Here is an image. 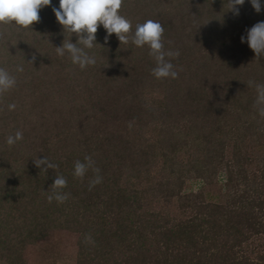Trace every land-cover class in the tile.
Instances as JSON below:
<instances>
[{"label":"trees","instance_id":"16d2710c","mask_svg":"<svg viewBox=\"0 0 264 264\" xmlns=\"http://www.w3.org/2000/svg\"><path fill=\"white\" fill-rule=\"evenodd\" d=\"M230 7V0H122L118 11L131 20L130 34L148 19L163 25L164 49L179 51L166 57L175 79L153 75L148 45L121 43L115 33L105 41L102 25L95 43L102 51L81 69L67 52L57 54L66 41L56 33L37 51L35 43L23 47L25 37L13 39L20 26L0 23V67L16 79L0 93L1 263L26 264L27 244L55 228L77 235L75 264H264V104L257 103L256 88L264 85V55L256 57L240 39L264 21V3L257 12L245 0L239 15ZM41 13L30 26L35 36L55 16ZM5 26L8 37L2 36ZM7 42L19 48L18 56L1 55ZM109 51L119 61L101 60ZM84 71L98 78L86 92L79 83ZM52 79L54 95L42 89ZM143 84L162 88L163 99L153 92L148 101L137 91ZM93 90L101 97L95 108L57 111L60 105L51 103L62 99L58 92L71 103ZM45 106L52 107L50 122L36 116ZM121 117L119 132L102 129L109 118ZM151 121H161L160 134L141 139ZM17 130L23 139L8 145ZM43 156L57 167L40 170L34 161ZM86 156L93 167L74 176V163ZM94 168L102 181L90 186ZM57 175L67 180L59 191L69 195L49 202Z\"/></svg>","mask_w":264,"mask_h":264},{"label":"clouds","instance_id":"9594fccd","mask_svg":"<svg viewBox=\"0 0 264 264\" xmlns=\"http://www.w3.org/2000/svg\"><path fill=\"white\" fill-rule=\"evenodd\" d=\"M245 0H230V10L234 15H239V5H243ZM255 11L261 10L264 0H250ZM51 4V0H0V23H15L20 27H30L33 22H38L39 10L43 6ZM122 6V0H59V7H53V12L57 22L63 26L64 31L75 33L78 37L73 43L71 39L61 46L56 47L58 55L63 56L65 52L70 55L73 64L79 65L81 69L94 65L96 58L90 55L85 49H92L97 43L96 33L98 26H103L107 35L105 41L111 34L115 33L118 40L122 43L131 42L137 47L148 45L149 54L155 58L156 66L152 73L156 78L175 79L178 72L170 59L166 57H178L179 51H166L162 36L164 27L158 20L148 19L143 23L136 25L134 34H130L132 22L118 11ZM241 42H247L249 48L253 50L255 56L264 55V21H259L246 30V35H241ZM82 45L83 47H81ZM35 59V57H33ZM17 71H23L22 66L17 67ZM16 79L5 68L0 67V93H3L13 87ZM257 103L264 104V85L257 84ZM9 109H14L15 104H10ZM259 114L264 116V107L259 109ZM23 139V133L19 130L14 135L6 138L8 145H13ZM40 170L47 171L55 169L56 164L48 160L47 157L37 158L34 161ZM94 161L90 156L85 157V161L77 160L74 163L73 175L84 177L90 167H93ZM97 173L90 182L94 186L102 181L99 168H94ZM67 180L63 175H57L52 183L53 192L47 196L49 202L55 199L57 202H63L68 198V193L59 191L65 188ZM91 240V237H86Z\"/></svg>","mask_w":264,"mask_h":264},{"label":"rangeland","instance_id":"374dc122","mask_svg":"<svg viewBox=\"0 0 264 264\" xmlns=\"http://www.w3.org/2000/svg\"><path fill=\"white\" fill-rule=\"evenodd\" d=\"M147 4H149V2H147ZM145 6V4L141 5V7L143 8ZM53 7L58 8L59 7V0H51V4L48 6H43L40 8L39 12L41 13V17H44L43 15L47 14L46 16L51 18V16H49V14L54 13L53 12ZM165 8L170 9V6H165ZM45 18V17H44ZM54 18H56L55 16L52 18L53 22L56 20H54ZM45 21V20H44ZM43 21V22H44ZM50 20H48V22L46 21V26L42 27L40 29V33L39 35L35 36V30L34 28H30V27H18L15 28V35L13 34V39H17L20 40L24 38L23 40V44L24 41L27 42V45L23 47H29L31 46L33 43L36 44V50L38 51V48L40 47V45L42 43H46L48 40H54V34L56 33L59 38L60 41H66L68 42L69 39L73 40V39H78L77 35L75 33H71L68 31H64V28L62 25L58 24V27H53V23ZM57 22V20H56ZM58 23V22H57ZM52 27V28H51ZM2 36L4 37H8L9 35H11V29L8 28L7 26L4 27ZM106 32V31H105ZM52 35V37H51ZM11 36V37H12ZM39 41L37 42L36 39ZM45 40V41H44ZM12 42H15V40H13ZM39 43H41L39 45ZM81 47H83L82 45H80ZM18 50L19 48L13 49L8 47V42L7 45L5 46L4 50L2 51L1 55L5 56L6 54H12V55H16L18 56ZM92 52H88L90 55H94V53L96 51H102L100 49V45L99 44H94V47L92 49H89ZM85 51H87V49H85ZM11 55V56H12ZM100 56H98L99 58H101V52L99 54ZM104 55V54H103ZM132 57H134L132 55ZM106 58V59H103ZM123 58V57H122ZM127 60L130 59V56L128 55V57L126 58ZM101 60L105 61L107 63V65H111V63L117 62L119 61L114 55L111 54V52H107L104 57L101 58ZM133 60H136V57H134ZM132 60V61H133ZM138 61V60H137ZM141 64V62H139ZM143 63V62H142ZM139 64V65H140ZM86 68V67H85ZM88 68V67H87ZM107 70H109V68H106ZM138 70H141V68H138ZM111 73H115L116 76H119L120 73L118 71L113 70ZM93 72H89V71H84L83 72V77L82 79H80V85L83 86V90H85L86 92V87L88 88H94V84L97 83V79L95 81L96 75L92 76ZM56 77V75H55ZM53 77V79H57L56 82H58V78ZM59 77V75L57 76ZM69 78H72L73 76H69ZM48 76L46 77V79L48 80ZM120 78V77H118ZM37 79V78H36ZM53 79L50 81L51 84L45 82L44 87L42 88L43 90L46 91H50L53 95H54V90L56 89V87L53 84ZM117 80V79H116ZM123 81H121L120 84H122ZM119 84V85H120ZM116 85V84H115ZM158 85L154 84L152 86L143 84L142 86L138 87L137 91H140L141 93H144V98L148 99V101L151 102V96H155L158 95L160 96V98L163 99L162 93L161 91H159V88L157 87ZM117 87V85H116ZM123 88V86H121ZM120 88V86H119ZM121 88V91L123 90ZM41 89V90H42ZM88 90V89H87ZM115 91V89H113ZM163 90V89H162ZM45 91V93H46ZM39 94V91H36ZM96 90H93V92H91L90 96L86 98V96H80L78 99L77 97L74 98L73 102H69V97L68 96H62L59 92L58 95L62 98L59 100L58 97H55L56 101L51 100L54 105V108L60 105V110H68V109H72V108H77L79 106L85 105L87 106H93V108H95V103L98 101V99H101V97L99 98L98 95H96ZM155 92V95L154 93ZM49 94V93H48ZM86 93H83L82 95H84ZM156 97V96H155ZM52 99V98H51ZM62 100V101H61ZM70 103L71 108L68 106V104ZM106 105V104H105ZM104 105H102L101 107H103ZM46 110L43 111L42 113H40V111H38V117L42 118V120L46 117L47 121H51L53 120L52 118V107H50L49 109L45 106ZM35 117V116H34ZM45 118V119H46ZM59 118V114H57L54 118V120H58ZM178 120V119H177ZM197 120L200 122L201 119H199L197 117ZM123 122H125L123 120V118L121 117V119L119 120V122L117 121H111V119H108V123L107 124H103V130H112L116 132H119V126H117L118 123H121L122 125L124 124ZM161 122V121H160ZM160 122H148V125L146 127L143 128L142 131V135L141 139H144L151 136L153 138H155L156 134L159 133L160 128H158L157 126H162L160 125ZM171 124L174 121H169ZM176 123V122H175ZM51 124V123H50ZM54 124V122H53ZM180 124H186V122L184 120H181ZM127 125V127L129 126V124H125ZM168 124H165V126H167ZM134 129V128H133ZM136 130V129H134ZM133 130V132H134ZM57 131V130H54ZM53 131V132H54ZM123 135L127 136L128 134L124 133V130L121 129V132ZM160 134V133H159ZM130 136V135H128ZM132 136V134H131ZM160 138L162 137L161 135L159 136ZM159 160V159H158ZM153 173V171H152ZM151 173V174H152ZM153 175V174H152ZM76 241H77V235L70 231V230H66V229H49V231L47 232V234L40 240L36 241L33 244H27L28 246L25 248L24 250V256L26 258V264H75V260H76V250H77V246H76ZM0 264H3L0 262Z\"/></svg>","mask_w":264,"mask_h":264}]
</instances>
